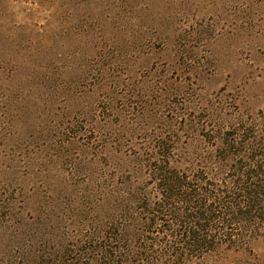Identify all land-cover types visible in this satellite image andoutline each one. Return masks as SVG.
I'll return each instance as SVG.
<instances>
[{
    "label": "rangeland",
    "instance_id": "1",
    "mask_svg": "<svg viewBox=\"0 0 264 264\" xmlns=\"http://www.w3.org/2000/svg\"><path fill=\"white\" fill-rule=\"evenodd\" d=\"M262 158L264 0H0V264H264V219L183 225L158 178ZM190 229L246 236L160 244Z\"/></svg>",
    "mask_w": 264,
    "mask_h": 264
},
{
    "label": "trees",
    "instance_id": "2",
    "mask_svg": "<svg viewBox=\"0 0 264 264\" xmlns=\"http://www.w3.org/2000/svg\"><path fill=\"white\" fill-rule=\"evenodd\" d=\"M256 156L257 155H255V157ZM251 161H255L254 157ZM263 162L264 158H262L260 163L261 165L257 164L260 165L258 167H256L254 162L252 164L253 169L248 167V165H245L242 167V170H240L241 172L244 171V173L242 172V174H238L237 176L233 175V178H231L232 182L230 183L234 187L236 186V188L240 189V195L236 196V194L233 193L234 196H230L228 198L225 194L222 196L217 191L208 192L206 189L204 192L202 191V193L198 194L193 192V188L195 187L203 189L202 186H204V180L200 178H197V180H191L193 182L196 181L197 184L191 183L189 181V184H193L191 186L185 184L183 179L177 175H164L165 173H163V170L158 173V178L161 180V183H164H160L162 190H169L172 192L171 193L168 191L170 199L179 198V196H187L186 203L189 207L186 208L184 213L179 215L181 216L184 214L183 218L185 221L183 222V225L187 226L193 223L195 225L198 223L202 224L208 222L211 227L213 224H216L225 230L231 228L232 226L240 225L242 222L247 223L249 220L264 219V190H261L264 188V178L261 180L260 174L258 173L257 175L258 170L261 171L264 169V165L262 164ZM169 174H171V172H169ZM245 175H247L246 179H242L241 177H245ZM255 178L261 180L262 185L260 182L254 181ZM241 180H244V182L242 183ZM184 189H187L189 192L188 195L182 196L181 191ZM208 202H213L214 204L209 205ZM155 220L156 219H153V222ZM209 225H205V227ZM169 226H176L174 225L173 219L170 220ZM243 231L244 230H242L240 233L218 232L217 234H207L202 231H193L192 229L180 232L167 230L164 231L163 234L168 237L166 240L160 241V244H165L166 248L169 246V250H171L170 252H172L173 256V254H178L179 249H183L184 251H193L192 248L204 250L205 248H208L213 242L219 244L220 240L222 239H225L226 241H230L232 239H241L246 236V234H244L245 231ZM169 237L170 239H168ZM129 256L131 257L132 254H127L125 257L119 255H110V257H107L106 261H104V264H134V260L130 259Z\"/></svg>",
    "mask_w": 264,
    "mask_h": 264
}]
</instances>
